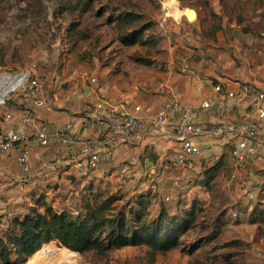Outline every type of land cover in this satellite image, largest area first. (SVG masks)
I'll list each match as a JSON object with an SVG mask.
<instances>
[{"label":"rangeland","instance_id":"1","mask_svg":"<svg viewBox=\"0 0 264 264\" xmlns=\"http://www.w3.org/2000/svg\"><path fill=\"white\" fill-rule=\"evenodd\" d=\"M235 1H239L242 7V23L222 15L221 0H83L90 6L85 13L63 12L60 9L61 0H0V69H30L52 96L56 94L60 99L65 96L79 98L84 103L76 114L80 116L94 101L86 94L87 90L95 88L100 94L104 85H117L120 91L130 95L134 90L142 89L139 87L141 77L150 86L156 84L157 77L163 79L168 38L160 33L159 20L166 6L169 5L168 11L173 14L169 19L170 26L176 22L174 18L180 19L185 15L184 10L190 7L198 12L192 22H197L200 18V22L205 23L209 29L218 23L231 22L243 30L247 24L258 20L256 14L259 9L255 8L256 0ZM214 7L218 11H212ZM128 10L142 14L143 20L155 25L153 36L158 42L156 47L149 42V30L134 45L126 46L118 41L111 23L108 24L109 16L115 18L113 23ZM72 22H79V28L88 31L89 37L86 40L78 38L76 31H69ZM184 28L190 30L189 26L185 25ZM133 30L139 28L135 27ZM254 30L256 31V27ZM252 48H257L251 51L254 55L261 49L264 56V42H253ZM229 55L237 58L232 50H229ZM135 56L154 58L157 63L147 66L137 62ZM94 76L98 79L96 84L90 82ZM2 112L3 108H0V120ZM115 170L112 168L97 177V184H92L95 190H125V193L132 195V192L127 191V185L125 186L132 179L140 185L145 183L141 185L139 192L154 189L161 201L171 202L170 188L174 186L179 192H186L190 184L184 177L182 187H176V174L170 170L155 178L142 176L138 179L135 176L126 179V172L117 173ZM253 170L257 169L253 167ZM33 174L31 168L30 174L25 178L28 179V184L32 183L15 190V201L9 206L12 214L8 218L24 215L42 197L59 210H69L74 214L81 210V197L79 194H70L69 186L59 185L63 187L60 193L54 192L52 188L48 190L46 187L55 184L54 181L36 183L33 180L36 176ZM246 176V172H240L237 174L238 179L231 182L230 173L221 171L214 191L209 190L211 203L214 200V205L209 206L205 212L207 224L202 223L192 229L183 238L181 246L167 253H157L153 261L147 255V248L136 246L112 249L105 254L92 250L78 251L73 255H63L42 246L36 251L38 254L33 258L30 256L28 261L33 260L38 264H264V193L260 192L256 201H248L240 182ZM197 178L194 179V184L201 183L200 178ZM44 179L45 177L39 178ZM167 194H170L168 201L165 200ZM77 198L79 201H76ZM233 212L238 215L234 216ZM215 235L218 241L209 246L208 243ZM56 243L64 246L57 240ZM216 247L221 249L208 253L209 249ZM220 254L222 258L210 259L211 256ZM227 256H230V263ZM12 258L17 261V254L13 253Z\"/></svg>","mask_w":264,"mask_h":264},{"label":"crops","instance_id":"2","mask_svg":"<svg viewBox=\"0 0 264 264\" xmlns=\"http://www.w3.org/2000/svg\"><path fill=\"white\" fill-rule=\"evenodd\" d=\"M213 10L218 11L217 7H214ZM198 19L197 22H192L184 15L171 26L169 25L167 33L168 55L163 68L165 74L162 80L157 77L156 84L150 86L148 81L141 77L139 87L142 89L134 90L130 95L120 91V88L116 87L117 85H104L100 94L96 92L95 88L87 90L88 97L91 100H96L101 95L130 104H150L158 109L166 97L174 96L184 103L194 104L193 118L198 122L211 125L240 119L245 114L248 103L224 97L215 91L214 85L230 82L231 88L235 89V81L240 80L264 89V56L262 50H258L255 55L251 53L257 49L252 48L253 42L263 43L264 34L262 37L254 36L244 32L237 24L230 22L223 23L222 28L213 35L210 34V29L205 23L200 22V18ZM185 25L189 26L190 30L183 29ZM229 50H232L237 58L231 57ZM192 70H195V73H192ZM90 82L96 84L91 79ZM45 94L49 103L56 108L54 112H49L44 106H38L34 98L36 94L23 92L13 94L10 97L8 110L15 114L18 122H23L26 112L37 114L56 127H62L67 121L74 120L75 131L87 136H97L96 129L84 125L80 117L76 115L78 109L84 104L79 98H67L65 96L60 99L56 94L53 96L49 94L43 86L42 91L38 92L37 96ZM207 102L209 105L206 104ZM14 126L16 127V125L8 122V130L13 129ZM5 127L7 124L0 120V133ZM27 127L32 132V125L28 124ZM259 139L261 141L256 144V153L250 162V167L264 170V124ZM208 143L211 145L212 151L227 156L230 166L222 172L231 173L232 158L228 151L230 145L224 139L212 137H208ZM29 145L32 173L36 176L33 180H36V183L54 181L55 184L46 187L48 190L52 188V191L58 193L63 188L59 185L69 186L70 194L76 196L79 194L81 197L87 192L86 186L93 183L97 184V177H101V174L103 175L105 171L112 168L116 169L115 172L117 173L126 172V179L131 176H135V179L142 176L155 178L158 174L169 171V166L163 158L171 151L174 140L170 136L153 131L142 144L118 145L113 157L108 162L99 169L88 170L84 173L79 170L85 164L84 160L81 157L71 158L65 148L57 144L40 145L33 136ZM17 154V150H13L6 155H0V238L3 236V230L8 226L10 219L14 217L8 218V215L12 214L9 206L12 201H15L13 196L15 190L19 189L20 186H28L32 183H27L28 179L25 178L26 176L17 163ZM41 177H45V179L39 180ZM184 177L190 182L186 192H179L173 186L170 188L172 192L171 202L164 201L171 213H176L181 208H189L194 204H199L205 208L214 205V200L211 203V192L214 190L208 189L202 183H193L195 178H201L200 174L186 171L182 174V178ZM141 185L132 179L129 184H125L127 191L132 193L139 192ZM153 191L157 194L156 190L153 189ZM47 193L50 192L47 191ZM76 201H79V198ZM160 202L161 200L157 195L152 197L154 211L159 210Z\"/></svg>","mask_w":264,"mask_h":264},{"label":"built area","instance_id":"3","mask_svg":"<svg viewBox=\"0 0 264 264\" xmlns=\"http://www.w3.org/2000/svg\"><path fill=\"white\" fill-rule=\"evenodd\" d=\"M164 9L159 30L166 36L173 14L168 11L169 5ZM174 19L178 21V18ZM191 72L195 73V70ZM91 81L97 83L98 79L94 76ZM235 83V89L231 88L230 82L216 83L214 88L224 97L247 102L245 114L240 119L211 125L196 121L193 118L194 104L184 103L174 96L166 98L158 109L150 104H130L100 96L79 116L84 125L96 129L97 136L93 137L75 131L74 120L56 127L37 114L26 112L23 122H18L15 114L8 110V101L13 94H36L34 98L38 106H44L49 112H54L56 108L49 103L46 94L37 96L42 91L43 83L30 69H0V108H3L2 121L7 124L0 133V155L17 150V163L23 174L29 175L32 168L29 144L33 136L40 145L57 144L65 148L71 158L81 157L85 164L79 170L84 173L99 169L108 162L118 145L142 144L151 132L157 131L174 140V146L163 160L170 171L176 174L174 184L180 188L184 172L201 174L204 169L216 165L222 159V155L212 151L208 143V137L221 138L230 145V181H236L238 173L246 172L248 176L240 179L243 193L248 201H256L260 192L264 193V170H253L250 162L256 153V144L261 141L259 135L264 124V89L245 81L237 80ZM206 104L209 105V102ZM8 122L16 127L8 130ZM28 124L32 125V132ZM165 200H170V196H166ZM233 215L238 214L233 212Z\"/></svg>","mask_w":264,"mask_h":264},{"label":"trees","instance_id":"4","mask_svg":"<svg viewBox=\"0 0 264 264\" xmlns=\"http://www.w3.org/2000/svg\"><path fill=\"white\" fill-rule=\"evenodd\" d=\"M61 1L60 9L63 12L85 13L90 9L89 4L83 0ZM221 4L222 15L238 23L244 21L239 1L221 0ZM206 5L209 7L208 2ZM255 8L259 9L256 14L258 20L247 24L243 31L262 37L264 0H256ZM143 19L142 14L128 10L118 16L113 23L115 18L109 16L108 24L111 23L118 41L123 45L136 44L143 39L144 32L149 30V42L156 47L158 42L153 36L155 25ZM79 27V22H72L69 31H76L78 38L86 40L89 37L88 31ZM135 27L139 30H133ZM221 28L222 23L215 24L210 29V34L214 35ZM134 59L147 66L157 63L154 58L135 56ZM229 166L227 156H222L216 165L201 172L200 182L208 189L214 190L217 177ZM85 188L87 192L80 198L81 210L77 214L69 210H59L42 197L27 213L10 219L0 238V264L27 262L30 256L33 258L38 254L36 251L42 246L63 255L92 250L105 254L109 250L127 246L145 247L148 257L153 261L157 253H167L181 246L183 238L192 229L202 223L207 224L204 216L207 208L199 204L171 213L164 201H161L159 210L154 211L152 208V197L156 196L154 191L128 195L121 191H98L90 184ZM56 240L64 246L61 247ZM214 241H218L217 235L213 236L208 245L212 246ZM212 249H209L208 253L221 248ZM13 253L17 254V261L13 260ZM221 254L211 256L210 259H219ZM226 259L230 263V256Z\"/></svg>","mask_w":264,"mask_h":264},{"label":"water","instance_id":"5","mask_svg":"<svg viewBox=\"0 0 264 264\" xmlns=\"http://www.w3.org/2000/svg\"><path fill=\"white\" fill-rule=\"evenodd\" d=\"M184 12H185V15L187 16V18H188L189 21H192L193 19H195L194 16H197L196 15L197 14V11L194 8L188 7V8H186L184 10ZM59 243L62 244L61 242H59Z\"/></svg>","mask_w":264,"mask_h":264},{"label":"bare ground","instance_id":"6","mask_svg":"<svg viewBox=\"0 0 264 264\" xmlns=\"http://www.w3.org/2000/svg\"><path fill=\"white\" fill-rule=\"evenodd\" d=\"M174 5V4H173ZM172 5V6H173ZM171 6V7H172ZM172 9V8H171ZM174 9V8H173ZM173 12V11H172ZM174 12H175V9H174ZM23 264H38L37 262H35V261H33V260H30V261H27V262H25V263H23ZM63 264H70V263H68V262H64Z\"/></svg>","mask_w":264,"mask_h":264}]
</instances>
